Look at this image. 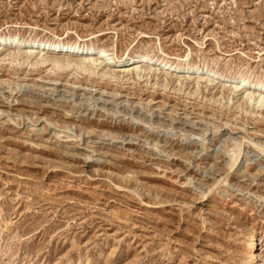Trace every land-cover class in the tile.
Instances as JSON below:
<instances>
[{"label": "rangeland", "instance_id": "rangeland-1", "mask_svg": "<svg viewBox=\"0 0 264 264\" xmlns=\"http://www.w3.org/2000/svg\"><path fill=\"white\" fill-rule=\"evenodd\" d=\"M0 36L113 62L0 47V264H264V0H0Z\"/></svg>", "mask_w": 264, "mask_h": 264}, {"label": "bare ground", "instance_id": "bare-ground-1", "mask_svg": "<svg viewBox=\"0 0 264 264\" xmlns=\"http://www.w3.org/2000/svg\"><path fill=\"white\" fill-rule=\"evenodd\" d=\"M10 46V47H18V48H23L26 50H30L32 52H48V53H53L54 55L63 54L66 57L69 58H78L82 60V64L86 65V61L90 62L91 65L93 66H111L113 63L110 58H107L104 56L106 54L104 50H95L93 48H89L88 46H81L79 44L75 45H65V44H60L57 42L54 43H49V42H43L40 40H22L19 39L18 37H9V38H4L0 36V47L1 46ZM96 55L97 57L93 58V54ZM132 60V61H130ZM85 61V62H84ZM135 62L134 64H132ZM137 63H146L148 66H158L161 67L165 70H173L176 72L178 69L182 68L179 64L170 63L167 60L164 59H154V57H151L149 55H139L135 54L134 56L127 58L122 61H117L114 62L116 67L119 68H127L130 66H133ZM130 65V66H129ZM58 66V65H57ZM61 66V65H60ZM88 67V65H86ZM87 67L84 68L87 69ZM139 68V67H137ZM184 69H187L188 71L192 69L191 67H183ZM182 68V69H183ZM141 70V68H140ZM217 74L216 72H213ZM248 83H251L253 85V89L251 93H249V100L250 102L256 101L258 104H262L261 106H264V83L261 82H249L246 79H240V82L237 84L236 88L237 89H244ZM252 88V87H251ZM250 89V88H249ZM258 96H257V95ZM257 96V97H256ZM147 140V139H146ZM175 155V154H173ZM176 156V155H175ZM253 246V244L251 245Z\"/></svg>", "mask_w": 264, "mask_h": 264}]
</instances>
